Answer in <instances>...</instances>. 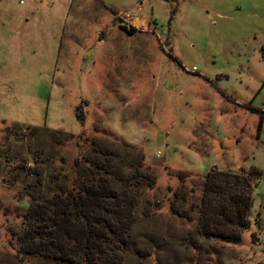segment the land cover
Returning <instances> with one entry per match:
<instances>
[{
  "label": "rangeland",
  "instance_id": "obj_1",
  "mask_svg": "<svg viewBox=\"0 0 264 264\" xmlns=\"http://www.w3.org/2000/svg\"><path fill=\"white\" fill-rule=\"evenodd\" d=\"M96 161L89 261L35 210ZM0 264H264V0H0Z\"/></svg>",
  "mask_w": 264,
  "mask_h": 264
},
{
  "label": "trees",
  "instance_id": "obj_2",
  "mask_svg": "<svg viewBox=\"0 0 264 264\" xmlns=\"http://www.w3.org/2000/svg\"><path fill=\"white\" fill-rule=\"evenodd\" d=\"M122 29L125 30V27H122ZM134 31V29H131L129 33ZM258 127L261 129V122H259ZM83 165L85 167L84 171L78 174V186L73 184L69 191H64L63 189L61 193H56L53 198L46 200V209L51 210L53 215L44 218L41 213L45 212L35 211L37 216L46 220L56 237L59 233L58 227H65V229L70 227L72 231L68 230L65 233L84 245L88 260L95 261L99 259L100 246L103 243L101 238L108 230L113 232L109 217L113 216L116 219L121 216L122 209L119 207L120 205H114L113 203L117 201L118 196L111 192V185L108 179L110 178L112 182L114 178L108 172L109 165L107 164L108 169L106 166H100L98 161L94 163L87 162ZM235 205L234 212L241 216L238 205L236 203ZM71 216L75 220L82 222L79 229L70 223ZM51 243H53L52 240Z\"/></svg>",
  "mask_w": 264,
  "mask_h": 264
}]
</instances>
